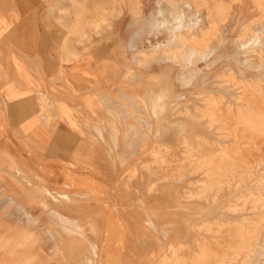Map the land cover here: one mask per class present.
I'll use <instances>...</instances> for the list:
<instances>
[{
	"label": "rangeland",
	"instance_id": "374dc122",
	"mask_svg": "<svg viewBox=\"0 0 264 264\" xmlns=\"http://www.w3.org/2000/svg\"><path fill=\"white\" fill-rule=\"evenodd\" d=\"M163 1L132 7L129 33L145 37L127 59L111 58L128 123L144 131L112 192L50 195L5 167L0 264H97L104 205L125 226L120 264H264V0ZM103 27L113 29L97 34ZM23 188L43 201L15 196ZM102 232L114 247L104 261L118 264L119 233L110 221Z\"/></svg>",
	"mask_w": 264,
	"mask_h": 264
},
{
	"label": "crops",
	"instance_id": "0c3cea01",
	"mask_svg": "<svg viewBox=\"0 0 264 264\" xmlns=\"http://www.w3.org/2000/svg\"><path fill=\"white\" fill-rule=\"evenodd\" d=\"M178 1L165 0L163 8ZM145 2L158 9V0H0V172L14 165L50 195L99 200L112 192L118 171L127 167L129 148L144 131L128 123L126 97L115 87L124 83L115 79L111 58L121 62L137 51L145 32L129 33L139 20L131 9L140 3L144 10ZM97 9L114 16L97 20ZM143 18L146 24L149 18ZM104 24L113 29L97 34L96 26ZM11 176L7 172L8 181L0 183L8 190ZM14 194L32 205L43 201L24 188ZM107 221L119 233L120 264L125 226L109 205L95 220L101 231L97 264H107L104 257L114 248L105 244Z\"/></svg>",
	"mask_w": 264,
	"mask_h": 264
},
{
	"label": "bare ground",
	"instance_id": "6f19581e",
	"mask_svg": "<svg viewBox=\"0 0 264 264\" xmlns=\"http://www.w3.org/2000/svg\"><path fill=\"white\" fill-rule=\"evenodd\" d=\"M137 34H138V33H137ZM181 36H182V35H181ZM259 46H260V45H259ZM256 49H257V48H256ZM145 51H146V50H145ZM137 52H138V51H137ZM139 55H140V54H139ZM135 60H136V59H135ZM186 60H188V59H186ZM133 61H134V60H133ZM149 61H150V60H149ZM136 65H137V64H136ZM179 65H180V64H179ZM136 77H137V76H136ZM136 81H137V80H136ZM136 81H135V82H136ZM123 91H124V90H123ZM120 92H121V91H120ZM134 94H135V93H134ZM135 97H136V96H135ZM155 100H156V99H155ZM160 101H161V100H160ZM132 102H133V101H132ZM109 103H110V102H109ZM130 103H131V102H130ZM153 103H154V102H153ZM104 104H105V103H104ZM104 106H107V105L105 104ZM124 111H125V110H124ZM124 113H125V112H124ZM162 115H163V114H162ZM117 116H118V115H117ZM117 116H116V117H117ZM117 119H118V118H117ZM117 119H116V120H117ZM158 133H159V132H158ZM158 133H157V134H158ZM176 138H177V137H176ZM132 167H133V166H132ZM142 174H143V173H142ZM134 194H135V193H134ZM56 195H57V194H56ZM239 196H240V195H239ZM133 198H134V197H133ZM235 199H236V198H235ZM167 201H168V200H167ZM164 202H165V201H164ZM164 202H163V203H164ZM138 203H139V202H138ZM160 204H161V203H160ZM210 211H211V210H210ZM157 213H158V212H157ZM148 214H149V213H148ZM150 214H151V213H150ZM151 215L154 216V214H151ZM151 215H150V216H151ZM145 216H146V214H145ZM141 217H142V216H141ZM147 217H148V216H147ZM154 217L156 218L157 216L155 215ZM151 218H152V216H151ZM153 219H154V218H153ZM145 220H146V219H145ZM153 222H154V221H153ZM146 224H147V223H146ZM160 229H161V228H160ZM260 245H261V244H260Z\"/></svg>",
	"mask_w": 264,
	"mask_h": 264
}]
</instances>
